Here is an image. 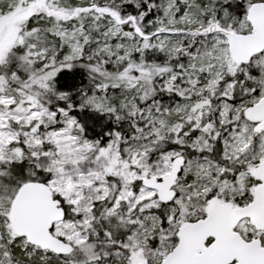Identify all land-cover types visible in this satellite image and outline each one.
Masks as SVG:
<instances>
[{"label":"snow or ice","instance_id":"snow-or-ice-1","mask_svg":"<svg viewBox=\"0 0 264 264\" xmlns=\"http://www.w3.org/2000/svg\"><path fill=\"white\" fill-rule=\"evenodd\" d=\"M0 264H264V0H0Z\"/></svg>","mask_w":264,"mask_h":264},{"label":"trees","instance_id":"trees-1","mask_svg":"<svg viewBox=\"0 0 264 264\" xmlns=\"http://www.w3.org/2000/svg\"><path fill=\"white\" fill-rule=\"evenodd\" d=\"M65 71H67V70H65Z\"/></svg>","mask_w":264,"mask_h":264}]
</instances>
